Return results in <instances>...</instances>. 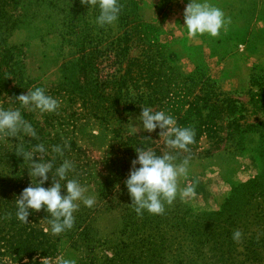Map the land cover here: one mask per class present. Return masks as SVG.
<instances>
[{
    "label": "rangeland",
    "instance_id": "374dc122",
    "mask_svg": "<svg viewBox=\"0 0 264 264\" xmlns=\"http://www.w3.org/2000/svg\"><path fill=\"white\" fill-rule=\"evenodd\" d=\"M50 1L42 5L36 19L14 30L10 43L18 47L19 59L25 66L24 81L20 84L25 89L23 94L28 89L42 87L46 94L59 101L54 122L51 126L45 124L47 128L41 139L47 150L45 160H53L55 167L69 160L74 170L68 179H77L87 189L85 196L95 199L91 208L78 202L73 227L56 236L59 254L55 264H62L64 259L75 260L76 264H176L178 241L191 255L190 239L177 237V228L163 235L159 231L176 223L188 210L192 212L186 219L195 216L197 210L218 209L237 185L244 187L246 212L240 220L242 237L236 242L240 254L233 264H264V158L260 157L264 130L256 127L241 134L240 150L225 140L216 142V138L203 136L189 145L188 151L178 152L160 139V129L149 133L136 127L141 110H119L110 115L99 107L85 110L81 103L74 102L71 107L68 104L71 98L64 90L68 86L63 59L72 46L68 45L61 28L64 16L52 10ZM138 1L143 20L157 29L160 47L169 54L167 62L171 69L165 66L163 72L174 73L177 94L190 93L189 89L194 90L195 84L205 80V93L217 91L222 100L236 99L237 108L229 111V115L237 123H264V110L256 109L251 102V98L257 100L259 95L257 105L264 104V97L260 95L264 86V0H207L223 10L230 23L217 37L204 34L193 38L188 37L184 27V10L190 0ZM187 79L188 83L183 85ZM3 106L0 96V107ZM78 107V113L72 115ZM179 110L183 113V104ZM35 112L37 122L46 121L47 113ZM56 119L61 121L57 123ZM219 123L226 129L227 120ZM226 131L223 130V136ZM66 135L76 140L75 146L65 147L62 138ZM134 135H150L140 148H151L158 155L168 153L175 157V163L189 161L187 175L180 178L179 186L193 187V198L185 202L177 197L172 205L165 204L163 214L145 211L137 215L124 183L132 161L137 158ZM121 136L129 140L122 149ZM22 137V134L19 138L0 135V152H6L11 146L20 147ZM57 145L63 150L62 157L52 151ZM34 159L38 161L40 155L36 154ZM51 183L49 173L44 187ZM106 184L114 192L108 201L102 194ZM250 184L256 185L251 189ZM29 186H32L31 176L25 178L13 170L0 169V195L17 198ZM65 192L62 189V194Z\"/></svg>",
    "mask_w": 264,
    "mask_h": 264
},
{
    "label": "trees",
    "instance_id": "16d2710c",
    "mask_svg": "<svg viewBox=\"0 0 264 264\" xmlns=\"http://www.w3.org/2000/svg\"><path fill=\"white\" fill-rule=\"evenodd\" d=\"M47 1L0 0V96L5 104L3 108H20L24 119L32 124L37 133L35 139L22 135L23 142L19 148L26 151H32L34 145L41 144L44 129L47 128L45 124L51 126L56 115L47 113L44 115L45 122H37L35 111L22 108L14 100L25 90L20 87L24 81L25 66L19 59L18 47L10 43V36L26 21L36 19ZM119 3L122 7L118 21L103 27L96 23L99 14L96 6L84 4L82 0H51L49 3L53 11L64 16L61 28H64L63 35L68 45L72 46L63 59L65 85L68 86L64 90L71 98L68 100L71 107H74V102L81 103V108L85 110L99 107L110 115L119 110L142 111V106L153 111L165 110L176 116L178 126L195 131L194 143L207 136L216 138V142H230L229 145L236 150L242 148L241 134L256 127L264 130L263 122L237 123L236 118L229 115V111L237 108L236 99L222 100L217 91L210 95L205 93V80L195 84L194 90L189 89L190 93L177 94L174 91L177 86L174 73L163 72L165 66L171 67L167 62L169 54L160 47L157 29L143 20L138 0H119ZM260 93L264 97V86ZM259 98L258 95L257 100ZM257 100L251 98L253 106L264 110V104L257 105L260 103ZM180 103L183 104V113L179 110ZM78 110L79 107L73 109L72 115ZM188 117L193 120L189 121ZM58 119L55 122L61 121ZM224 120H227L226 129L219 123ZM223 130H227L225 136L222 135ZM146 137L150 135H134L136 146L140 147ZM62 139L64 144L76 145V140L69 135ZM120 139L122 149L129 140H124L123 136ZM17 148L11 146L6 152H0V169L13 170V173L18 172L28 178V162L17 153ZM260 151V157L264 158V147ZM255 185L250 184L249 188ZM243 191L244 187L237 185L218 209L197 210L195 216L186 219L192 212L188 210L186 216L182 215L176 223L159 231L163 235L177 228V237L190 239L191 255L178 241L176 264L235 262L240 253L232 234L241 228L240 220L246 212ZM102 194L108 201L114 194L113 187L106 184ZM16 199L15 196L0 195V264H55L59 239L51 234L50 214L43 209L39 212L29 210L28 223H23L16 218ZM44 218L45 222L42 221Z\"/></svg>",
    "mask_w": 264,
    "mask_h": 264
},
{
    "label": "clouds",
    "instance_id": "9594fccd",
    "mask_svg": "<svg viewBox=\"0 0 264 264\" xmlns=\"http://www.w3.org/2000/svg\"><path fill=\"white\" fill-rule=\"evenodd\" d=\"M82 3L96 6L99 14L96 23L103 27L115 24L121 13L119 0H82ZM184 27L189 38L207 34L217 37L230 20L220 8L210 4L207 0H190L184 10ZM19 105L31 111L40 113H54L59 108V101L46 94L42 87L28 89L27 94H20L14 99ZM136 127L153 133L160 129L158 135L164 139L168 148L188 151L189 145L194 143L195 131L190 127L178 126L173 115L165 110L153 111L150 107L142 106L141 115L137 118ZM37 138L32 124L24 119L20 108L0 107V135L19 138ZM65 147H68L65 144ZM17 153L24 156L28 162L29 175L32 177V186L25 188L15 200L16 218L28 223L30 211L39 212L42 209L50 214V231L52 235H59L73 227L74 213L79 209V203L91 208L95 204L93 197L85 196L87 189L77 179H68L74 165L67 159L60 166L55 167L51 159L45 160L47 150L43 144L34 145L32 151L17 148ZM53 152L63 156L59 145L53 146ZM137 158L132 161V169L125 180L128 193L132 199V206L137 215L145 211L159 215L165 211V204L172 205L177 197L187 201L195 196L193 187L180 188L179 180L188 172L189 161L175 163V157L163 153L158 155L151 148H136ZM40 155L39 161L35 160ZM139 165V167H137ZM51 173L52 183L49 181ZM35 178L36 183H33ZM65 181V183H61ZM62 189L66 190L62 194ZM48 231V229H45ZM242 233L235 230L232 239L239 242ZM62 264H76L75 260L64 259Z\"/></svg>",
    "mask_w": 264,
    "mask_h": 264
}]
</instances>
